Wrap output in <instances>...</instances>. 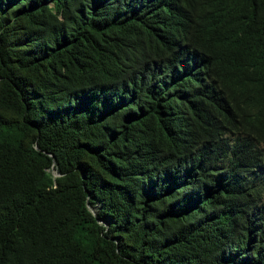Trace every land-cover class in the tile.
I'll return each mask as SVG.
<instances>
[{"label":"trees","instance_id":"1","mask_svg":"<svg viewBox=\"0 0 264 264\" xmlns=\"http://www.w3.org/2000/svg\"><path fill=\"white\" fill-rule=\"evenodd\" d=\"M200 9L0 0V264H264V94Z\"/></svg>","mask_w":264,"mask_h":264},{"label":"clouds","instance_id":"2","mask_svg":"<svg viewBox=\"0 0 264 264\" xmlns=\"http://www.w3.org/2000/svg\"><path fill=\"white\" fill-rule=\"evenodd\" d=\"M201 5L196 21L208 27L206 65L224 80L252 81L264 94V0H190ZM173 6V0H166ZM193 38L199 35L193 27ZM214 39L218 41L215 42Z\"/></svg>","mask_w":264,"mask_h":264},{"label":"rangeland","instance_id":"3","mask_svg":"<svg viewBox=\"0 0 264 264\" xmlns=\"http://www.w3.org/2000/svg\"><path fill=\"white\" fill-rule=\"evenodd\" d=\"M92 208H94V207H92Z\"/></svg>","mask_w":264,"mask_h":264}]
</instances>
